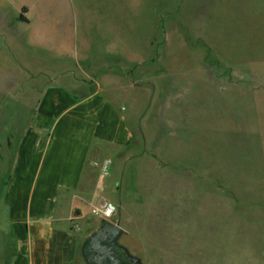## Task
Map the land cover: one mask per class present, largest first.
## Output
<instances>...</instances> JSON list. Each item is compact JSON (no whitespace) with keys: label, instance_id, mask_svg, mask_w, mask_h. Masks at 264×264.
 Listing matches in <instances>:
<instances>
[{"label":"crops","instance_id":"obj_1","mask_svg":"<svg viewBox=\"0 0 264 264\" xmlns=\"http://www.w3.org/2000/svg\"><path fill=\"white\" fill-rule=\"evenodd\" d=\"M139 2L35 0L6 18L0 51L13 57L0 62V264H87L83 243L102 221L91 205L136 203V191H124L146 160L147 61L159 51L130 9ZM104 159L107 177L95 165ZM178 194L165 196L175 198V238L147 240L142 252L124 244L144 264H181L188 217ZM155 200L145 204L151 214L163 212ZM238 244L263 260L252 237Z\"/></svg>","mask_w":264,"mask_h":264},{"label":"rangeland","instance_id":"obj_2","mask_svg":"<svg viewBox=\"0 0 264 264\" xmlns=\"http://www.w3.org/2000/svg\"><path fill=\"white\" fill-rule=\"evenodd\" d=\"M139 1L130 9L159 51L147 61L146 160L124 191H136V212L104 199L118 207L120 241L142 252L147 240L175 238V198L165 196L182 192L181 264H264V252L257 261L238 244L252 237L264 251V0ZM20 2L35 0H0V34ZM155 199L163 212L151 214Z\"/></svg>","mask_w":264,"mask_h":264},{"label":"water","instance_id":"obj_3","mask_svg":"<svg viewBox=\"0 0 264 264\" xmlns=\"http://www.w3.org/2000/svg\"><path fill=\"white\" fill-rule=\"evenodd\" d=\"M125 228L109 218H102L100 226L88 235L82 246L87 264H144L121 243Z\"/></svg>","mask_w":264,"mask_h":264},{"label":"built area","instance_id":"obj_4","mask_svg":"<svg viewBox=\"0 0 264 264\" xmlns=\"http://www.w3.org/2000/svg\"><path fill=\"white\" fill-rule=\"evenodd\" d=\"M95 165L99 168L100 175L107 177L111 172L112 160L104 159L101 162H96ZM117 205L111 201L103 200L100 204L91 205V212L102 218H109L117 212Z\"/></svg>","mask_w":264,"mask_h":264}]
</instances>
